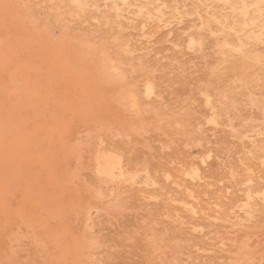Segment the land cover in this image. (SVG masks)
Wrapping results in <instances>:
<instances>
[{
	"label": "rangeland",
	"instance_id": "rangeland-1",
	"mask_svg": "<svg viewBox=\"0 0 264 264\" xmlns=\"http://www.w3.org/2000/svg\"><path fill=\"white\" fill-rule=\"evenodd\" d=\"M69 1L0 0V264H264V0Z\"/></svg>",
	"mask_w": 264,
	"mask_h": 264
},
{
	"label": "bare ground",
	"instance_id": "bare-ground-1",
	"mask_svg": "<svg viewBox=\"0 0 264 264\" xmlns=\"http://www.w3.org/2000/svg\"><path fill=\"white\" fill-rule=\"evenodd\" d=\"M221 1V0H220ZM227 1V0H226ZM261 1V0H260ZM70 3H71V0L69 1ZM104 2V1H103ZM218 2V1H217ZM229 1H227V3H228ZM72 3H74L75 5H80V1L79 0H72ZM255 5V4H254ZM114 5L112 4V7H113ZM230 6V5H229ZM115 7V6H114ZM113 7V8H114ZM251 7V6H250ZM209 8V7H208ZM233 9V8H232ZM115 10V9H114ZM117 12H118V10H116ZM137 11H138V9H137ZM116 12V13H117ZM238 12V11H237ZM114 13H115V11H114ZM135 14H138V13H135ZM243 16H245V15H243ZM200 20V19H199ZM253 23V22H252ZM245 26L243 25V28H244ZM142 28V27H141ZM200 29V28H199ZM230 29V28H229ZM201 30V29H200ZM248 36V35H247ZM249 38H250V36H249ZM251 38H253V37H251ZM191 40V39H190ZM191 42V41H190ZM190 42H188L189 43V45H190ZM193 42V41H192ZM193 44V43H192ZM191 44V45H192ZM188 45V46H189ZM126 48V47H125ZM229 48V47H228ZM237 50V49H236ZM108 60V59H107ZM106 60V61H107ZM105 62V61H104ZM107 64V63H106ZM24 67V66H23ZM110 67H111V65H110ZM8 68V67H7ZM25 68V67H24ZM23 69V68H22ZM25 70H26V68H25ZM17 71V70H16ZM24 72V71H23ZM12 73V72H11ZM116 74V73H115ZM26 76V75H25ZM116 78V77H115ZM23 83V82H22ZM146 87V86H145ZM150 88H149V85H147V90L149 91V93L148 94H150V90H149ZM145 91V90H144ZM147 91V92H148ZM147 92H146V94H147ZM130 94V93H129ZM145 94V95H146ZM147 94V95H148ZM152 94V93H151ZM148 96H150V95H148ZM147 96V97H148ZM3 97V96H2ZM129 97V96H128ZM133 97V96H132ZM131 97V100L132 101H135V100H133V98ZM206 97V96H205ZM127 98V97H126ZM123 100H125V99H123ZM127 100H129V102H130V99L128 98ZM205 102H207V101H205ZM19 103V102H18ZM132 103V102H131ZM135 103V102H134ZM133 104V103H132ZM136 105V104H135ZM130 106H132L131 104H130ZM133 107V106H132ZM26 108V107H25ZM37 108V107H36ZM129 108V107H128ZM134 108V107H133ZM212 117V116H211ZM210 119V118H209ZM208 119V120H209ZM207 120V121H208ZM206 121V122H207ZM212 122H213V120H211ZM210 121V122H211ZM211 122V123H212ZM214 123V122H213ZM208 124V123H207ZM36 135V134H35ZM5 142V141H4ZM97 143V142H96ZM99 143V142H98ZM103 143V142H102ZM105 143V142H104ZM98 147V146H97ZM104 147V146H103ZM100 148H101V146H100ZM109 152V151H108ZM110 153H111V151H110ZM106 154H107V152H106ZM106 154H102V153H100V152H98L97 154H96V156H95V159H94V164H95V169H96V174L95 175H97V176H95V177H102V178H105V179H108L109 181H111V182H114L115 180L118 182L119 180H121V182H123V184L125 183H134V180H135V176H137V174H133V173H131V172H129V170H127V169H125L124 168V166H123V164H122V158L120 159V158H118L117 156H114V155H116L115 153H111L112 154V156H111V154L110 155H106ZM122 156V155H121ZM207 158H208V156H206ZM205 157V158H206ZM94 158V157H93ZM206 158V159H207ZM200 160V159H199ZM262 160V159H261ZM264 160V159H263ZM201 164H202V162H201ZM94 171V170H93ZM192 173H194V172H192ZM195 173H197V171H195ZM194 173V174H195ZM140 174V173H139ZM193 174V175H194ZM167 177V176H166ZM194 177H196V175H194ZM189 178V177H188ZM198 178V177H197ZM196 178V179H197ZM96 179V178H95ZM104 179V180H105ZM190 179V178H189ZM100 180V179H99ZM103 181V180H102ZM110 183V182H109ZM115 183V182H114ZM119 183V182H118ZM113 184V183H112ZM246 184V183H245ZM249 184V183H248ZM264 191V190H263ZM264 193V192H263ZM246 194H248V193H246ZM261 196L262 197H264V195H262V193H261ZM247 197V196H246ZM249 199V198H248ZM249 200H251V199H249ZM180 203V202H179ZM179 203H178V205H179ZM246 205V204H245ZM188 206V205H187ZM242 208V207H241ZM243 208H245V206H243ZM190 210H191V208H190ZM192 211V210H191ZM194 211V210H193ZM192 211V212H193ZM196 230V229H195ZM193 231V230H192ZM26 264V263H25Z\"/></svg>",
	"mask_w": 264,
	"mask_h": 264
}]
</instances>
